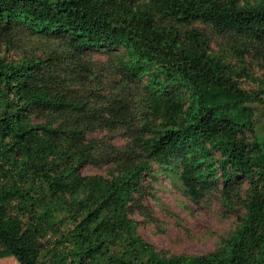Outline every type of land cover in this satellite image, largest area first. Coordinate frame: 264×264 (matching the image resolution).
I'll return each mask as SVG.
<instances>
[{"label":"trees","instance_id":"16d2710c","mask_svg":"<svg viewBox=\"0 0 264 264\" xmlns=\"http://www.w3.org/2000/svg\"><path fill=\"white\" fill-rule=\"evenodd\" d=\"M91 49L120 52L102 62L85 57ZM249 55L264 62V0H0L3 256L264 264V125L253 107L264 86L235 79ZM88 164L109 174H83ZM156 164L178 166L193 201L217 190L228 210L248 181L223 245L168 254L138 233L130 211L149 216Z\"/></svg>","mask_w":264,"mask_h":264},{"label":"rangeland","instance_id":"374dc122","mask_svg":"<svg viewBox=\"0 0 264 264\" xmlns=\"http://www.w3.org/2000/svg\"><path fill=\"white\" fill-rule=\"evenodd\" d=\"M196 25L201 26L200 23ZM212 46L219 49L215 42ZM113 52L118 55L120 51L91 49L86 51L85 57L104 62L110 54H114ZM227 58L237 67L240 65L234 54L228 52ZM235 79L247 90L264 86L263 60L249 55L246 58L245 73L238 72ZM253 107L256 113L255 123L260 129L264 125V105L255 103ZM115 143L123 146L126 140L118 137ZM106 168V165L100 169L88 164L83 166L81 171L83 174L108 175ZM179 174L178 166L174 169L169 165L156 164L151 173L145 176L144 181L149 192L144 205L150 209V214L147 216L140 209L131 208L130 218L136 222L137 231L145 240L168 254H206L214 251L224 244L236 228L238 216L244 212L242 199L246 197L250 184L243 181L241 186H237L234 197L238 203L234 205V210H228L223 206L221 193L217 190L197 202L193 201L184 194ZM218 185L222 188V180H218ZM2 252L0 247V264H20L14 257L3 256Z\"/></svg>","mask_w":264,"mask_h":264}]
</instances>
